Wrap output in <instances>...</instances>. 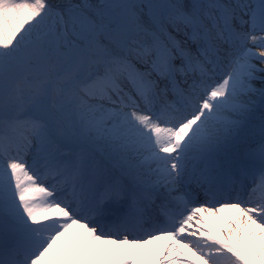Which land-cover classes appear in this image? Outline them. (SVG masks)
Listing matches in <instances>:
<instances>
[{
    "label": "snow or ice",
    "instance_id": "1",
    "mask_svg": "<svg viewBox=\"0 0 264 264\" xmlns=\"http://www.w3.org/2000/svg\"><path fill=\"white\" fill-rule=\"evenodd\" d=\"M0 264H264V0H0Z\"/></svg>",
    "mask_w": 264,
    "mask_h": 264
},
{
    "label": "bare ground",
    "instance_id": "2",
    "mask_svg": "<svg viewBox=\"0 0 264 264\" xmlns=\"http://www.w3.org/2000/svg\"><path fill=\"white\" fill-rule=\"evenodd\" d=\"M224 215L227 216V213H225Z\"/></svg>",
    "mask_w": 264,
    "mask_h": 264
}]
</instances>
